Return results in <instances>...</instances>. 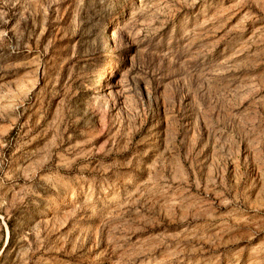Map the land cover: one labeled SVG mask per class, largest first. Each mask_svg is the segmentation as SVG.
Masks as SVG:
<instances>
[{
	"label": "rangeland",
	"instance_id": "obj_1",
	"mask_svg": "<svg viewBox=\"0 0 264 264\" xmlns=\"http://www.w3.org/2000/svg\"><path fill=\"white\" fill-rule=\"evenodd\" d=\"M0 264H264V0H0Z\"/></svg>",
	"mask_w": 264,
	"mask_h": 264
}]
</instances>
